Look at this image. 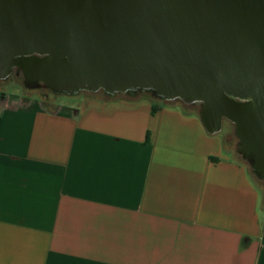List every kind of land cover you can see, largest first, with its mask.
I'll return each mask as SVG.
<instances>
[{
  "label": "crops",
  "instance_id": "crops-1",
  "mask_svg": "<svg viewBox=\"0 0 264 264\" xmlns=\"http://www.w3.org/2000/svg\"><path fill=\"white\" fill-rule=\"evenodd\" d=\"M261 199L195 111L0 95V264H264Z\"/></svg>",
  "mask_w": 264,
  "mask_h": 264
},
{
  "label": "water",
  "instance_id": "water-1",
  "mask_svg": "<svg viewBox=\"0 0 264 264\" xmlns=\"http://www.w3.org/2000/svg\"><path fill=\"white\" fill-rule=\"evenodd\" d=\"M14 69L57 94L199 102L264 181V0H0V79Z\"/></svg>",
  "mask_w": 264,
  "mask_h": 264
},
{
  "label": "rangeland",
  "instance_id": "rangeland-1",
  "mask_svg": "<svg viewBox=\"0 0 264 264\" xmlns=\"http://www.w3.org/2000/svg\"><path fill=\"white\" fill-rule=\"evenodd\" d=\"M25 77L23 75V71L20 69H14L12 74L7 79H0V95L4 97H12L14 99L20 101H39L43 106L48 109H55L58 107V103H71L83 101L86 103L91 98L95 97H120L125 100H132L137 97H148L158 102L159 104L164 105H175L184 108L187 111H195L199 113L201 103H186L182 100H173L167 101L158 97H155L154 94L150 92H137V93H114L109 94L105 91H80L74 94H57L48 89L47 87L42 86V88L29 87L25 83ZM220 133L225 135L226 145L231 149L232 155L234 157H239L244 160V162L248 165L250 174L252 177L258 181V183L264 185V181L256 174L254 168L249 162V159L243 154L242 146L240 145V139L236 134L235 124L228 120L224 119L222 123V128L219 131ZM260 211L264 216V200H260Z\"/></svg>",
  "mask_w": 264,
  "mask_h": 264
},
{
  "label": "trees",
  "instance_id": "trees-1",
  "mask_svg": "<svg viewBox=\"0 0 264 264\" xmlns=\"http://www.w3.org/2000/svg\"><path fill=\"white\" fill-rule=\"evenodd\" d=\"M137 92H140V91H135V92H130V93H137ZM155 96V95H154ZM156 97V96H155ZM159 98V97H158ZM158 106H156V105H153V113H156L157 112V110H158ZM212 159H215V157H212Z\"/></svg>",
  "mask_w": 264,
  "mask_h": 264
},
{
  "label": "flooded vegetation",
  "instance_id": "flooded-vegetation-1",
  "mask_svg": "<svg viewBox=\"0 0 264 264\" xmlns=\"http://www.w3.org/2000/svg\"><path fill=\"white\" fill-rule=\"evenodd\" d=\"M27 84V82H25ZM28 86V84H27ZM35 88H42V87H35ZM242 150H243V154H244V148L242 147Z\"/></svg>",
  "mask_w": 264,
  "mask_h": 264
}]
</instances>
